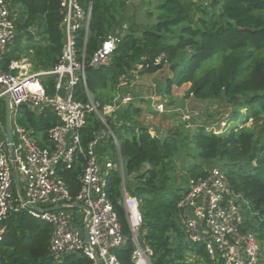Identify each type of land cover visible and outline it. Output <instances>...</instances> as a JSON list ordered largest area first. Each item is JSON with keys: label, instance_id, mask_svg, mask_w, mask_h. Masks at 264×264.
I'll list each match as a JSON object with an SVG mask.
<instances>
[{"label": "trees", "instance_id": "16d2710c", "mask_svg": "<svg viewBox=\"0 0 264 264\" xmlns=\"http://www.w3.org/2000/svg\"><path fill=\"white\" fill-rule=\"evenodd\" d=\"M80 1L92 2L93 9L88 34L85 29L78 31V57H84L88 89L99 110L106 104L119 105L105 118L119 140L126 190L140 200L144 216L140 233L153 250V263L218 264L203 244L187 239L177 206L189 183L184 187L177 182L182 166H187L190 179L206 177L212 167L219 166L233 190L249 202L245 229L255 232L264 245V0H159L153 7L155 22L140 29L133 24L125 27L127 0ZM9 2L17 38L3 59L4 67L25 56L36 71L53 68L64 44L60 0ZM109 35L120 38L116 49L106 63L91 65L93 54ZM162 54L167 62L156 64ZM166 64L175 71L168 79L170 87L188 83V94L198 99L223 100L231 108L226 123L241 125L216 131L204 123L193 129L182 123L178 131L170 129L162 137L139 120L140 106L123 104L122 97L114 102L117 94L121 96L137 81V71L151 74ZM121 78L128 83L120 86ZM41 81L53 94L55 76H42ZM76 98L88 100L81 82ZM0 112L4 123L5 103ZM16 120L42 146L50 144L48 129L59 121L51 109L39 113L26 104L19 107ZM249 121L252 126L247 125ZM103 127L98 114L90 112L81 131L82 145L87 148ZM103 150L100 143V156ZM84 162L80 156L73 168L60 172L74 196L80 189ZM108 194L129 233L122 173L116 162L109 173ZM51 234L50 224L25 210L13 212L0 247L2 264H92L83 253L56 261L49 249ZM133 249L129 242L115 253L131 264ZM194 258L197 262L191 263Z\"/></svg>", "mask_w": 264, "mask_h": 264}, {"label": "built area", "instance_id": "2783aa9c", "mask_svg": "<svg viewBox=\"0 0 264 264\" xmlns=\"http://www.w3.org/2000/svg\"><path fill=\"white\" fill-rule=\"evenodd\" d=\"M60 8L64 31L61 57L53 68L31 72L32 64L27 57L4 67L3 59L17 38V28L9 0H0V110L9 95L14 161L26 199L22 200L14 184L11 150L0 112V247L8 217L15 211L25 210L51 225L49 249L56 261L61 262L69 254L83 253L92 264H126L115 250L132 242L131 264H154L153 250L140 233L144 216L139 198L122 188L129 227L126 233L108 194L109 173L114 163L99 155L98 146L110 134L118 150L117 136L102 119L106 132L98 134L87 148L81 142L88 114L94 111L101 118L104 116L99 110L100 104L89 93L85 60L79 59L77 50L78 31L85 29L86 35L89 32L93 4L60 0ZM119 41L117 35H109L93 54L91 65L106 63ZM163 61L167 62L165 54L158 56L155 63ZM46 75L55 76L53 94L48 93L41 81ZM80 82L88 95L87 101L76 98ZM127 83L121 78L120 86ZM123 100L128 101L130 97L127 95ZM23 104L39 113L46 109L55 113L59 121L48 129L50 144L40 145L17 122L18 109ZM118 107L116 103L107 106L106 114ZM156 109L163 113L165 106L160 102ZM80 156L85 162L80 189L74 196L60 172L73 168ZM117 166L121 172L119 163ZM239 198L245 200L233 190L222 169L214 166L206 177L189 180L177 204L187 239L203 244L211 260L218 264H260L262 245L255 232L245 229V220L237 205ZM85 226L88 245L84 239Z\"/></svg>", "mask_w": 264, "mask_h": 264}, {"label": "rangeland", "instance_id": "374dc122", "mask_svg": "<svg viewBox=\"0 0 264 264\" xmlns=\"http://www.w3.org/2000/svg\"><path fill=\"white\" fill-rule=\"evenodd\" d=\"M127 1L128 4L125 10V27L133 24L140 29L155 22L156 12L153 7L159 0ZM29 71L33 72L36 70L30 69ZM135 74L137 81L130 83L129 86L123 90L124 93H122L121 96L117 94L120 98L115 99L114 102L121 100V97L123 100V98L128 95L130 100H123V104L132 102V104L140 106L142 108V115L139 117V120L144 124L151 126L153 134L159 133L163 137L168 134L170 129L178 131L182 127V123L185 124L183 126L186 129H193L197 124L204 123L208 126V129H214L216 131H221L226 128V126L229 128V126L239 123V121L236 123L233 121H230L228 124L226 123V120L231 114V108L227 106L223 100L198 99L192 93L188 94V83L182 86L173 85L170 87L168 85V79L173 78L175 75V71L171 69L170 64L163 65L161 69L151 74L140 75L138 71ZM160 102L165 106V111L161 114L156 109V106ZM107 106L109 105L106 104L102 109L103 111L101 110L105 120ZM112 113H110V115ZM240 118L243 119V117ZM239 124L241 125V123ZM247 125L252 126V121H249ZM104 132H106V126L101 129L99 134ZM101 144L104 148V153L101 155L102 158L109 159L113 163L116 162L118 165L119 152L111 135L106 134V136L103 137ZM181 166L182 164L180 163L178 167ZM185 169H187V166H182V171L177 179V182L184 187L187 185L191 177ZM124 186L126 187V185H123L122 183V188H124ZM237 205L247 223V220L250 217V205L241 198L237 199ZM260 242L262 245L260 261L262 260L264 263V245L261 239ZM196 262L197 260L195 258L191 261V263ZM197 264H199V262H197Z\"/></svg>", "mask_w": 264, "mask_h": 264}, {"label": "water", "instance_id": "95a60500", "mask_svg": "<svg viewBox=\"0 0 264 264\" xmlns=\"http://www.w3.org/2000/svg\"><path fill=\"white\" fill-rule=\"evenodd\" d=\"M101 119H104V117L102 116ZM4 128H5V131H6L8 145H9V148L11 150L12 172H13L14 184H15V187H16V189L18 191V194L21 196L22 200L26 201L25 196H24L23 191H22V188H21V185H20L19 178H18V171H17V168H16V163L14 161V158H15L14 146H13L14 137H13L12 123H11V105H10L9 95H6V97H5V123H4ZM118 152H119V162L118 163H119V166H120L121 172H122V183H123V185H125V180H124V161H123V157H122L120 148L118 149ZM124 188H126V187L124 186ZM33 208L36 209V206H33ZM87 219H89V216H87ZM84 239L86 240V244L88 245L89 243H88V227L87 226H85V228H84Z\"/></svg>", "mask_w": 264, "mask_h": 264}, {"label": "crops", "instance_id": "0c3cea01", "mask_svg": "<svg viewBox=\"0 0 264 264\" xmlns=\"http://www.w3.org/2000/svg\"><path fill=\"white\" fill-rule=\"evenodd\" d=\"M24 57H25V56H24ZM100 152H101V151H100ZM19 181L23 184V182L21 181V179H19ZM21 183H20V185H21ZM21 188H22V186H21ZM260 259H261V258H260ZM260 264H264L262 260L260 261Z\"/></svg>", "mask_w": 264, "mask_h": 264}]
</instances>
